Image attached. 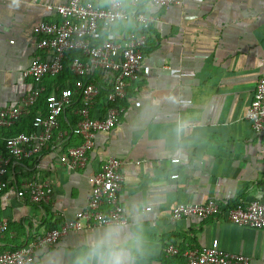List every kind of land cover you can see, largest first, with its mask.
I'll list each match as a JSON object with an SVG mask.
<instances>
[{
	"label": "crops",
	"instance_id": "0c3cea01",
	"mask_svg": "<svg viewBox=\"0 0 264 264\" xmlns=\"http://www.w3.org/2000/svg\"><path fill=\"white\" fill-rule=\"evenodd\" d=\"M66 1L0 0L1 109L19 105L33 90L34 81L23 73L34 59L49 57L38 47L34 28L57 20L48 7ZM89 1L100 8L109 6L108 0ZM178 2L169 10L152 9L161 22L150 31L140 75L129 84L122 104L126 112L112 131L98 134L85 169L73 171L59 161L62 152L80 144L78 137L55 139L39 157L12 164L5 193L0 194V223L9 227L0 235V254L29 244L83 211L91 193L89 178L112 156L124 164L120 202L129 219L125 231H139L143 237L134 264H187V250L214 241L229 254L264 264V231L221 217L172 220L179 204L214 199L235 206L264 192V131L257 134L246 119L264 75V0ZM127 27L115 24L114 37L122 40ZM70 61L68 57L67 68ZM90 79L104 89L92 112L100 119L105 116L111 75L96 72ZM69 84L70 80L45 78L38 103L18 124L3 129V135L29 132L35 115H46L52 96ZM76 100L60 119L59 130L67 135L79 121L81 103ZM177 118L188 121L179 136L174 131ZM176 158L179 163L173 162ZM37 173L53 185L51 204H32L16 195ZM105 228L82 230L40 249L35 264H78L89 241ZM169 245L178 253L167 256Z\"/></svg>",
	"mask_w": 264,
	"mask_h": 264
},
{
	"label": "built area",
	"instance_id": "2783aa9c",
	"mask_svg": "<svg viewBox=\"0 0 264 264\" xmlns=\"http://www.w3.org/2000/svg\"><path fill=\"white\" fill-rule=\"evenodd\" d=\"M178 0H136L129 7L124 4L109 3L100 8L89 0H67L48 9L54 11L57 20L45 22L34 28L38 36V47L48 52V59H34L24 71L23 77L34 81L31 92L23 97L20 104L11 108H0V141L4 142L5 153L0 154V194L5 193V180L14 162L33 160L39 157L50 144L58 139L67 141V134L59 130L60 119L78 98L81 103L76 114L79 121L72 126L71 133L80 136L82 144L62 152L60 164L70 170H83L89 161V152L94 148L100 133L112 131L126 108L117 102L127 100L130 82L140 75L144 61V49L148 44L150 31L161 20L152 9L169 10ZM132 24L131 33L120 40L112 33L115 24ZM107 32L104 41L99 42V30ZM68 65L77 78L72 89L65 88L52 96L46 115L38 113L32 121L29 132L5 137L3 129L18 124L28 110L35 106L45 92V78H56L67 67L65 61L73 53ZM66 66V67H65ZM96 72L111 75L112 85L107 97L105 116L94 118L92 112L100 88L90 77ZM115 105V106H114ZM246 119L259 134L264 131V75L259 79L254 98L246 113ZM179 163L180 159L173 160ZM123 162L109 157L100 170L89 178L91 193L87 207L74 218L60 226L48 230L43 236L29 244L0 254V264H35L40 249L55 246L63 238L112 224L129 223L120 202L125 176ZM178 178V175L172 176ZM17 197L27 199L36 205L51 204L53 185L39 173L26 180L17 189ZM148 211L151 209L148 208ZM196 217L201 220L224 218L233 225L264 231V192L250 203L226 206L217 200L204 204H179L172 212V220L180 221ZM8 223H0V235L8 231ZM167 256L178 253L177 247L169 245L164 250ZM187 264H251V258L242 254H229L214 241L210 246L192 248L185 252Z\"/></svg>",
	"mask_w": 264,
	"mask_h": 264
},
{
	"label": "clouds",
	"instance_id": "9594fccd",
	"mask_svg": "<svg viewBox=\"0 0 264 264\" xmlns=\"http://www.w3.org/2000/svg\"><path fill=\"white\" fill-rule=\"evenodd\" d=\"M109 3L124 4L129 7L136 0H108ZM188 121L177 118L175 125L176 135L186 132ZM126 225L112 224L102 233L92 238L78 264H134V253L138 252L143 243L142 233L137 231L129 234L125 231Z\"/></svg>",
	"mask_w": 264,
	"mask_h": 264
},
{
	"label": "trees",
	"instance_id": "16d2710c",
	"mask_svg": "<svg viewBox=\"0 0 264 264\" xmlns=\"http://www.w3.org/2000/svg\"><path fill=\"white\" fill-rule=\"evenodd\" d=\"M131 26H132V24H130V25H128V27H127V29H126V33L127 34H129V33H131V31H132V29H131ZM99 35L101 36V38H99V40L100 41H103V40H105L106 39V37H107V34L105 33V32H103L102 31V29H100L99 30ZM79 54L77 53V52H73V53H71L68 57H76V56H78ZM65 63H66V61H65ZM66 65V64H65ZM66 67V66H65ZM50 78V77H49ZM57 79H59V80H63V79H66V80H70V84H69V87H67V88H69V89H72L73 88V86H74V83H75V81L77 80V78L71 73V71L66 67L65 68V70H64V72L62 73V74H60L59 76H57L56 77ZM63 89V88H62ZM61 89V90H62ZM129 89L130 88H128V92H129ZM61 90H60V92H61ZM100 91H101V93L103 92L104 93V89H100ZM108 94H109V92H105V98H106V100H107V97H108ZM120 104H123V102H117V103H115V105L117 106V105H120ZM114 105V106H115ZM20 133V132H19ZM18 134V133H17ZM16 134V135H17ZM76 137H78V138H80L81 139V142H80V144L79 145H81L82 144V142H83V140H82V138L80 137V136H76V135H73L72 133H71V131H69V135H67V139H68V141L69 140H73L74 138H76ZM78 145V146H79ZM0 150H1V153H5V147H4V142H2V141H0Z\"/></svg>",
	"mask_w": 264,
	"mask_h": 264
}]
</instances>
